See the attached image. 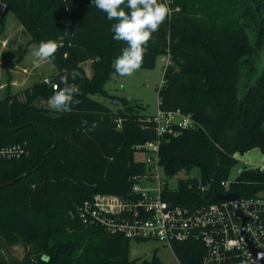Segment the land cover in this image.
<instances>
[{"label":"trees","instance_id":"trees-1","mask_svg":"<svg viewBox=\"0 0 264 264\" xmlns=\"http://www.w3.org/2000/svg\"><path fill=\"white\" fill-rule=\"evenodd\" d=\"M2 1L31 42L54 39L64 45L50 60L58 69L50 77L62 88L61 77L76 70L79 76H69L68 83L81 91L69 113L48 107L54 90L43 80L0 101V149L26 151L0 160V246L25 248L22 258L0 250V264H167L157 252L150 260H131L128 237L87 227L79 216V208L97 194L128 197L133 177L147 171L136 160V147L157 139L153 117L141 115L138 106L123 100L114 110L93 98L116 101L104 90L114 60L127 46L113 39L116 21L92 0ZM170 8L142 68L169 57L159 109L179 110L197 123L165 135L159 150L167 182L198 171L197 177L180 179L177 189L167 183L163 198L195 207L215 201L213 190L220 192L239 162L237 154L259 149L264 156V70L255 74L264 50V0H172ZM88 61L91 77L83 68ZM85 120L89 127L96 122L94 131L85 130ZM240 173L233 185L240 196L264 191V172L245 167ZM173 251L181 264H202L205 254L193 240L174 242Z\"/></svg>","mask_w":264,"mask_h":264},{"label":"built area","instance_id":"built-area-1","mask_svg":"<svg viewBox=\"0 0 264 264\" xmlns=\"http://www.w3.org/2000/svg\"><path fill=\"white\" fill-rule=\"evenodd\" d=\"M171 3L168 0L169 7ZM7 13V4L0 0V20ZM165 58L168 66L169 57ZM43 81L53 90L58 86L51 77ZM152 120L157 139L136 147L146 153L142 160L146 173L133 177L128 197L97 194L86 201L79 208L82 223L137 243L155 241L172 251L174 242L199 241L205 248L202 264H259L254 251L264 258V191L243 197L234 191V182L225 180L220 183V192L213 190L215 201L211 204L187 207L166 201L163 192L169 182L160 165L162 139L178 130L195 128L197 123L179 110H159ZM25 153L20 146L4 147L0 149V160L21 158ZM255 168L264 172V165ZM201 188L203 192L212 190ZM234 193L238 194L234 201L216 198Z\"/></svg>","mask_w":264,"mask_h":264},{"label":"rangeland","instance_id":"rangeland-1","mask_svg":"<svg viewBox=\"0 0 264 264\" xmlns=\"http://www.w3.org/2000/svg\"><path fill=\"white\" fill-rule=\"evenodd\" d=\"M4 18L0 20V101L8 95L20 93L47 76L58 73V69L50 60L47 64L40 62L39 66L33 64L34 57L32 53L38 46L31 42L30 35L13 13L9 12ZM258 60L256 75L264 70V50L260 52ZM18 66L20 68L15 69ZM166 66V58L159 56L152 68L141 67L132 76L121 77L114 72L104 83V90L116 99L115 103L111 99L100 96H94L93 98L105 103L114 110L125 105L123 100L130 102L131 99H134L141 115L154 117L160 110L159 88L163 82ZM24 68L27 72L23 71ZM83 68L88 77L93 75L91 61L84 63ZM241 102L243 107L244 102L242 100ZM145 154L144 152L136 154V160H144L146 158ZM236 158L239 162L230 172L228 178L230 182L236 181L243 168H255L264 165V156L259 149H253L245 154H237ZM197 175V170L189 175L185 172L178 173L177 176L168 179L169 186L171 189H177L180 179L194 178ZM0 250L8 258L10 255L18 258L25 255L23 246H16L11 249L0 246ZM8 250H10V253L7 252ZM154 252H157L158 257L167 264H181L170 248L155 241L142 243L131 241L129 258L131 260H150Z\"/></svg>","mask_w":264,"mask_h":264},{"label":"clouds","instance_id":"clouds-1","mask_svg":"<svg viewBox=\"0 0 264 264\" xmlns=\"http://www.w3.org/2000/svg\"><path fill=\"white\" fill-rule=\"evenodd\" d=\"M92 4L104 12L109 21H116L111 25L113 39L127 45L113 62L115 72L121 77L132 76L142 67L143 57L149 42L153 40V34L171 16L168 0H92ZM63 46L54 39L40 41L32 53L33 64L39 66L43 60H54ZM69 76L75 79L79 73L73 70L62 76L64 87L56 86L47 101L49 108L58 113H69L73 105L80 103L79 99H75L80 94V87L74 83L69 84ZM82 124L86 126V131H94L97 127L96 122L89 127L87 120L82 121Z\"/></svg>","mask_w":264,"mask_h":264},{"label":"water","instance_id":"water-1","mask_svg":"<svg viewBox=\"0 0 264 264\" xmlns=\"http://www.w3.org/2000/svg\"><path fill=\"white\" fill-rule=\"evenodd\" d=\"M129 106L131 107V108H136L138 105H137V102L134 100V99H131L130 100V102H129ZM239 110H241L242 109V102H241V104H240V106H239ZM45 160V159H44ZM43 160V161H44ZM237 197H238V194H236V193H234V194H230V195H226V196H221V195H218V196H216V198L217 199H220V200H230V201H234V200H236L237 199ZM252 248V247H251ZM254 250V249H253ZM255 252V254L258 256V258H259V264H263L264 263V258H263V256L260 254V253H257L256 251H254Z\"/></svg>","mask_w":264,"mask_h":264},{"label":"crops","instance_id":"crops-1","mask_svg":"<svg viewBox=\"0 0 264 264\" xmlns=\"http://www.w3.org/2000/svg\"><path fill=\"white\" fill-rule=\"evenodd\" d=\"M41 62L44 63V64H47L49 61H48V60H43V61H41ZM17 68H20V67L18 66V67H16L15 69H17ZM23 71H26V72H27L26 68H24ZM47 77H50V76H47ZM45 78H46V77H45ZM45 78H44V79H45Z\"/></svg>","mask_w":264,"mask_h":264}]
</instances>
